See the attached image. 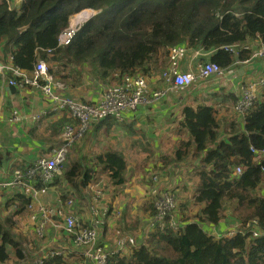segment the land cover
Returning <instances> with one entry per match:
<instances>
[{"label":"trees","instance_id":"1","mask_svg":"<svg viewBox=\"0 0 264 264\" xmlns=\"http://www.w3.org/2000/svg\"><path fill=\"white\" fill-rule=\"evenodd\" d=\"M83 8L102 9L80 27L70 44L57 47V36L70 15ZM22 26L27 28L18 32ZM258 38L264 41V0H22L18 9L0 1V45L6 41L13 48L11 59L3 62L29 72L42 59L53 77L66 86L80 84L83 75L109 82L114 72H161L169 63L168 48L176 45L198 50L208 55L203 62L227 68L235 59L250 57ZM234 44H247L250 49L236 57L222 48ZM218 118L203 103L183 105L178 135L185 133L187 140L181 139L174 147L169 165L161 163L167 174L192 163L193 198L202 204L201 209L192 220L180 218L178 231L154 227L144 238L142 230L137 246L124 255L110 254L107 264H264V194L259 193L264 178L261 167L252 163L255 154L250 150L251 146L264 149V87L245 113L242 129L237 118L230 124ZM237 166L243 170L235 175ZM95 168L108 173L110 187L126 183V159L116 151H103L87 167L70 162L49 185L64 178L76 189L80 176L83 185L94 182ZM12 191L15 194L6 207L11 206L12 215H22L29 198L18 189ZM151 201L141 211L147 217L155 214ZM125 207L123 220L115 226L120 233L135 231L142 224L138 214L132 223L129 206ZM12 215L0 216V264L11 253L18 262L24 256L22 237L15 231L19 221ZM233 219L242 223L255 219L261 234L215 238L208 233L209 226ZM45 264H80V258L55 256Z\"/></svg>","mask_w":264,"mask_h":264},{"label":"built area","instance_id":"2","mask_svg":"<svg viewBox=\"0 0 264 264\" xmlns=\"http://www.w3.org/2000/svg\"><path fill=\"white\" fill-rule=\"evenodd\" d=\"M4 1L10 8H16L13 5V0ZM87 19L75 23L70 21L69 25L58 34L57 41H59V44L57 47H66L70 44ZM255 41L258 46L251 57H258L264 61V41L259 38ZM222 48L238 56L241 50H249L250 45L239 46L234 44L225 45ZM47 51L50 52L51 50L47 49ZM185 55L186 46H172V49L168 51L169 63L167 68L162 69L161 75L169 85L170 90L183 91L194 82L205 81L212 76L220 77L224 72V68L213 61L199 64L196 70H184L181 68V61ZM244 61L246 60H241V62ZM6 70H10L14 76L12 80H9L10 84L37 88L48 102V112L45 110L32 112L26 115L24 119L36 121L47 113L64 110L75 121L74 124L67 123L63 126L58 142L50 147L47 154L38 156L25 170L14 168L10 180L0 181V188L18 189L30 199L27 205V209L31 212L29 219L37 222L34 235L39 241L37 242L33 238V245H28L27 248L23 247L24 256L19 263L45 264L46 260L52 257H67L69 254H73L80 258V264H107L110 254L124 255L128 253L126 251L128 247L132 248L138 244L134 235L123 234L112 244L106 241L102 242L99 227L102 225L103 220L92 218L89 225L82 226L79 218L72 210L76 199L58 194L53 189L54 186L49 184L64 169L67 156L74 142L83 138L95 123L107 116L119 117L123 111L134 109L138 104L151 103L159 99L164 92H153L141 78L143 75L124 74L119 77V74L114 72L112 73L113 77H119V84L121 85L104 86L99 99L90 103L67 94L64 83L53 77L48 71L47 64L41 59L35 63L33 69L29 72L0 64V77ZM263 87L264 69L256 79L246 81L240 86V93L234 104V110L244 117ZM19 119V110H13L11 120L17 121ZM250 150L255 154L252 163L261 167L264 178V165H262L264 162V149L255 150L251 146ZM242 170V166H237L234 168V174H240ZM149 181L150 187L147 194L152 198L155 214L148 218L142 232L143 237L145 238L148 234L146 232L151 231L154 227L159 230L170 228L172 231H178L181 227L180 221L175 218L173 213L178 198H176L177 195L166 188L169 185L161 187L156 174L150 175ZM50 194L53 196L55 203L53 205L42 203L41 198ZM103 195L102 188L94 189V200L101 199ZM107 211L108 206L106 204L102 205V213ZM52 214L59 216L61 222L50 221ZM49 223L50 226H48ZM256 224L255 219L248 220L245 223L237 221L227 225L223 230L211 228L208 233L218 238L230 237L235 234L246 235L247 233L257 237L261 233ZM49 227L55 231L62 229L71 240L70 244L64 247L48 245L46 241L48 238H45V236Z\"/></svg>","mask_w":264,"mask_h":264},{"label":"crops","instance_id":"3","mask_svg":"<svg viewBox=\"0 0 264 264\" xmlns=\"http://www.w3.org/2000/svg\"><path fill=\"white\" fill-rule=\"evenodd\" d=\"M20 3L21 1L13 0V5L17 9L19 8ZM255 43L258 46L256 41ZM12 49L13 48L10 43L7 44L6 41H3L1 43L0 64L10 66L3 61H9L11 59L10 51ZM255 49L253 50V52L255 51ZM204 59H208V55L206 56L202 54H195L193 55V58H191L190 55L185 56L181 61V68L184 70H196V67L199 64L205 63L203 62ZM189 60H192L191 63L188 62ZM241 60L246 61L241 62ZM233 66L241 71L239 73H236L235 75H227V81L218 79L219 77L212 76L205 81H197L189 86L191 87L196 84H201L203 86V90H206L207 98L203 96L202 91L197 93L195 96H191V93H189L188 95L185 93V97L180 95V92L182 91H171L165 97H161L151 103H148L147 106H139L135 111L126 114L125 118L127 117L132 125L128 129L127 126H124V128L127 129L124 131V133L128 132V135H133L135 143L132 145L138 147V151H141V146H143V150L144 147H151L156 149V147H158V145L163 141H171L172 143H174V141L176 142L177 136H174V133L178 129V125H169L168 121L173 116L178 115L176 124L179 122V120L181 119V108L183 107L180 105L182 104V102H184V104H191L192 106H195L198 103H203L205 105L211 106L215 111L219 112L217 116L219 117L218 119L220 121H223V124H230L231 120L227 118L224 112L226 109L225 107L227 105H234L240 93V87L236 88L234 85H231L233 84V76L239 75L242 79H244V82L256 79L263 72L264 61L261 58L250 56L245 59H235L234 62L229 66V68ZM85 76L86 75H83L80 84L74 86L65 85L66 93L78 97L81 101L90 103L96 102L100 97L101 91L108 82L97 80L94 78H88ZM13 78L14 76L10 73V70H6L0 77V181L10 180L12 177L11 172L14 168L25 170L30 164L33 163V161H35L38 156L47 154L50 147L53 144H56L57 139L60 138V132L63 126L67 123H75V121L70 118L68 113L64 110L60 112L47 113L45 114V116L36 121L24 119L26 115L32 112H40L44 110L48 112V102L43 97L42 92L37 88L30 86L20 87L14 84H10L9 80H12ZM109 79L112 80L113 78ZM211 80L214 82H209ZM172 92L176 93V95ZM171 93L174 94V96H172ZM15 109L19 110L20 119L17 121H12L11 116L13 110ZM231 112L232 110L230 109V113L228 114V116L231 114ZM233 115L234 118L238 119V123L240 125V128L242 129L244 124V117H242L234 109ZM159 116L162 117L163 123L160 128H157L153 125V123L154 119L159 118ZM102 124L108 126H105L103 128ZM137 124H140L141 126H138ZM112 125L113 123H110L108 120H100L95 123L87 132V134L83 138L77 140L70 148L71 152L69 156H71L73 161L76 162L77 157L82 153L80 151V149L82 148L81 143H84L83 145H85V152H90V150L94 148V145L100 141V139L102 138V134L104 138H108L113 132H115V124L113 126ZM182 139L187 140V135L185 133L183 134ZM127 141H130L129 138ZM75 144L77 145L75 146ZM124 146L125 142L122 147ZM144 155L148 156V160H150V162H154L156 160L155 157H159L158 151H146ZM143 162L147 161L145 160ZM66 164L67 160L64 165V171L66 170ZM144 171L145 175L146 173L148 174V172H146L148 171V168H145ZM173 172L174 170H171L170 174L172 175ZM167 176H169V174H167ZM79 178L81 187L87 188L88 186V188L92 191L88 206L89 212L84 214L76 209V205L79 203V199H76L75 206L72 208V210L74 214L79 218L82 226L89 225V222L92 218H99L103 220L102 225L99 227L100 238H102L107 243L112 244L114 242V238H112L110 241L106 240L107 232H109V229L112 230L116 226L117 222L114 221V214L124 209L126 204L124 203L123 206L120 204L111 205L110 202H107L105 193L101 199L94 200V189H97L98 187L94 186L90 182L86 185H83L81 182L82 177ZM144 179L148 184L149 177L147 178L143 175V180ZM168 181L170 182V180ZM190 181L194 182L193 180ZM82 188L78 189L76 187L75 190L78 191L75 193L79 194ZM109 188L114 191L115 195L119 194L121 191V188ZM259 193L263 195L264 188H261L259 190ZM13 194H15V191H12V189L0 188V216L12 215L13 212L11 210V206L7 208L6 202L9 198L12 197ZM148 197V202H150L152 198L149 195ZM41 202L53 205L55 203V200L50 194L49 201L41 200ZM104 204L108 206V211L106 213H102V205ZM30 213L31 212L26 208V211L23 212L22 215H15L14 218L13 215L11 216L15 221H17L16 219H18L19 221L21 219L20 223L25 226V229L32 230V238L24 239L21 242L22 249L23 247L27 248L28 245H33V238H35L37 242L39 241L34 235L37 222L29 219ZM146 214L148 213L146 212L144 214H140L142 224L139 227V234L144 229L143 219L145 221L144 225H146L149 218L146 216ZM50 221L60 223L61 218L56 214H52L50 216ZM17 223L19 222H16V224ZM227 225L229 224L221 222L220 224L209 226L208 229L209 231L211 230V228L223 230ZM48 226H50V223L48 224ZM203 227L206 230V225H203ZM139 234L134 235L137 239V243ZM45 238H48L47 240L45 239L48 245H52L54 247L68 246L71 242L69 237L62 229L55 231L51 227H49V229L47 230ZM14 260L12 264H20L18 261Z\"/></svg>","mask_w":264,"mask_h":264},{"label":"rangeland","instance_id":"4","mask_svg":"<svg viewBox=\"0 0 264 264\" xmlns=\"http://www.w3.org/2000/svg\"><path fill=\"white\" fill-rule=\"evenodd\" d=\"M17 1H22V0H17ZM101 9L100 8H98V9L85 8L82 10L80 9V11L77 10L78 12L74 11L69 17V22L73 18L74 14H76L74 17L83 16V19H85V18L90 19L91 17L97 15L101 11ZM86 12H90V14H85ZM57 38H58V36H57ZM58 44H59V41H56V46ZM184 46H186V45H184ZM171 49H172V46H171V48L170 47L168 48V51H170ZM197 53L201 54V53H199L198 50H192L186 46V54L187 55H185V56L190 55L191 58H193V55H195ZM191 61L192 60H189L188 62L191 63ZM227 68H229V67H227ZM227 68H224L223 74L218 79L227 81V75H235L236 73H239L241 71L234 66L229 68V69H227ZM158 72L151 71V73H149L148 75H143V77H141V78L146 82L147 87H149L153 92H162L163 91L164 93L161 97H165L169 92H171L173 90L169 89V85L163 79V77L161 75L162 73L160 71H158ZM140 75H142V74H140ZM120 76H122V75L119 74V77ZM119 77H117V76L113 77V75H112L110 78H113L114 80H110L108 83H106V85L119 84L120 83ZM218 79H216V80H218ZM243 80L244 79H242L239 75L233 76V84H231V85H234L236 88H239L244 83ZM209 82H214V81L211 80ZM120 85L121 84L116 85V86H120ZM201 91H202L203 96L206 97L207 96L206 90H203V86L201 84H196V85H193L189 88L187 87L185 90L180 92L181 94L180 93L179 94L183 97H185L184 96L185 93L187 95L189 93H191L190 94L191 96H195L197 93H199ZM172 93H174V92H172ZM172 93H171L172 96H174V94L176 95V93H174V94H172ZM161 97H159V98H161ZM180 105L183 106L185 104H184V102H182V104H180ZM139 106H147V104H138V105H136V108H134V109L123 111V113L120 114L119 117L107 116V117L102 118L103 121L108 120L110 123H113V125L115 124V128H114L115 132H113L108 138H104L103 134H102V138L100 139V141L98 143H96L94 145V148H92L90 150V152H88V151L85 152V145H83L84 143H81L82 148L80 149V151L82 153L79 154L76 162H80L84 165V167H87V166L91 165L92 163H94V157L103 151H116L117 153H119L125 157V159L127 161V169L125 172L126 184H124L123 186L120 187L121 191L119 194L115 195L114 191L111 188H109L111 185L109 175H108V173L101 172L100 168L94 169V175H93V181L94 182H90V183L93 184L94 186H97L98 188L103 189V191L106 195V200H107V202H110L111 205L120 204L123 206L124 203L126 205H128L129 206L128 209L130 210L129 212L131 215L128 218L130 219V221L132 223L135 222V220H136L135 219L136 214H138V215L144 214L141 212L142 209L149 208V203H148L149 197H148L147 193H148L150 184L149 183L147 184L145 179L143 180V175L148 178L152 174L157 175L161 187H166V185L169 184V186H167L166 188H168L170 191H172L173 193H175L177 195L176 198L177 197L178 198L176 201V205L173 209V213H174L175 218L178 220L180 218H189V220H192L193 215L195 213H197L202 207V204L195 203L194 198H193V196H194L193 191H194L195 183L190 181V177H193L194 179H196V177L191 175L192 171H193L192 163L191 164L188 163L184 166H177L175 169H173L174 172L172 173V175L169 174V176H167V173L163 172V169L161 167V163H164L167 165L170 164L171 161H170L169 156L172 153V151H174V147L176 145H179V142L183 136L181 137L180 135H178V129H177L174 133V136H177L176 142L174 141V143H172L171 141H168V142L163 141L162 143H160L158 145V147H156V149L151 148V147H144V150H143L142 149L143 146H141L140 147L141 151H138V147H135L132 145L135 143V139L133 138V135H128V132L124 133V131L127 130L132 125V123L129 122L130 120L127 119V117L125 118L126 114H128L132 111H135ZM225 108L226 109L224 112H225L227 118L230 119L231 121H233L235 119L234 115H233L234 105L233 104H232V106L227 105ZM230 109L232 110V112L228 116V114L230 113ZM218 113L219 112L216 111L217 115H218ZM177 118H178V115L173 116L168 121V124L169 125L172 124L174 126H177L178 125V123L176 124ZM162 123H163V119L161 116H159V118L154 119L153 125L157 128H160ZM137 125L141 126L140 124H137ZM105 126H108V125L102 124L103 128ZM112 126H110V127H112ZM124 126H127V129L124 128ZM120 134H122V135H120ZM128 138L130 141H127ZM58 140H59V138L57 139L56 142H58ZM56 142H54V143H56ZM124 142H125V146L122 147ZM136 143H137V140H136ZM76 145L77 144H75V146ZM146 151H152V152L158 151L159 157H155L156 160L154 162H150V160H148V156L144 155V153ZM70 152H71V149H70L69 154H68L66 170H67L68 164L70 162H74L73 159L71 158V156H69ZM145 160L147 162H143ZM145 168L146 169L148 168V171H146V172H148V174L146 173V175H145V171H144ZM80 175H81V173H80ZM168 180H170V182ZM76 182H77L76 183L77 188L81 189L82 187L80 184V178L78 180H76ZM53 189L56 190L58 194L66 195L68 197H73L75 199H79V203L76 205V209H78V211H80L84 214L89 212L88 206H89V202H90V195H92V191L88 188V186H87V188H82V190H80V193L77 194L75 192H77L78 190H75V188L68 185L67 182L64 180V178H62L60 180V182L54 186ZM66 192L68 194H66ZM41 200L42 201H49V196L43 197ZM152 204H153V202H152ZM126 208L127 207H125V209ZM125 209H122V210L118 211L116 214H114V221H118V223H117L118 225H120V222L123 220L121 215H122V212H124L123 210H125ZM14 216L15 215H13V218H14ZM16 220H18V219H16ZM236 222L237 221H234V219H233V220H229V222H226V223L230 224V223H236ZM238 222H239V220H238ZM144 224H145V221L143 219V227L145 228ZM135 229H136L135 231H130L127 233L131 234V235L139 234V228L135 227ZM15 231H16V233L21 235V237H22L20 239L21 242L24 239H30L33 236L32 230L25 229V226H23L20 223V221L16 225ZM121 231H123V230H121ZM146 233H148V232H146ZM121 235H123V234H121L114 227L112 230L109 229V232H107L106 240L110 241L112 238H114V241H115L117 239L116 237H119ZM129 249H130V247H128L126 249V251L128 252ZM13 260H14L13 253H11L10 259L4 263L5 264H12Z\"/></svg>","mask_w":264,"mask_h":264},{"label":"bare ground","instance_id":"5","mask_svg":"<svg viewBox=\"0 0 264 264\" xmlns=\"http://www.w3.org/2000/svg\"><path fill=\"white\" fill-rule=\"evenodd\" d=\"M85 14H90V12H86ZM76 14H74L75 16ZM70 20L72 23H75V22H82L84 19H83V16H77V17H74ZM24 194V193H23ZM25 195V194H24ZM26 196V195H25ZM27 197V196H26ZM28 198V197H27ZM30 200V199H29ZM28 205V204H27Z\"/></svg>","mask_w":264,"mask_h":264},{"label":"water","instance_id":"6","mask_svg":"<svg viewBox=\"0 0 264 264\" xmlns=\"http://www.w3.org/2000/svg\"><path fill=\"white\" fill-rule=\"evenodd\" d=\"M26 28H27V26H22V27L18 28V32H21V31L25 30Z\"/></svg>","mask_w":264,"mask_h":264},{"label":"clouds","instance_id":"7","mask_svg":"<svg viewBox=\"0 0 264 264\" xmlns=\"http://www.w3.org/2000/svg\"><path fill=\"white\" fill-rule=\"evenodd\" d=\"M12 9H17V8H12ZM83 9H85V8H83ZM87 20H88V19H87ZM87 20H86V21H87ZM86 21H85V22H86ZM68 23H69V22H68Z\"/></svg>","mask_w":264,"mask_h":264}]
</instances>
